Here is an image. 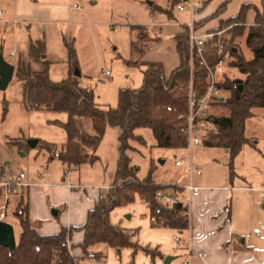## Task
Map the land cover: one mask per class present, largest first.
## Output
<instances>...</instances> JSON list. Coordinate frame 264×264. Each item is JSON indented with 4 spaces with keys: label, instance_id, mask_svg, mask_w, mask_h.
Returning a JSON list of instances; mask_svg holds the SVG:
<instances>
[{
    "label": "rangeland",
    "instance_id": "rangeland-1",
    "mask_svg": "<svg viewBox=\"0 0 264 264\" xmlns=\"http://www.w3.org/2000/svg\"><path fill=\"white\" fill-rule=\"evenodd\" d=\"M35 1L53 2L58 5V11L52 14L50 20L35 22L36 19H31V21L23 22L9 19L10 21L6 24L1 23L0 54L12 65H15L17 60H21L25 65H29L32 71H40L42 65L29 58L28 45L30 41L43 40L45 44L43 58L48 63L49 79L59 82L77 70L80 74L77 77L78 84L93 90L95 102L101 108L116 107L117 96L121 89H137L142 85L141 63H161L166 75L178 65V56L173 50V41L170 36L176 34L189 22L188 12H179L173 4L174 1H178L177 4L181 3V0ZM195 1L210 2V5L218 2V0ZM218 3L220 4L213 14L222 3L228 5L231 1L219 0ZM0 10L4 11V6L0 5ZM25 10L32 15L31 18L38 14L36 8L27 7ZM260 10L262 12L263 8ZM224 13L229 14V11L221 14ZM196 14L197 12L193 17L194 20ZM219 17L220 14L206 23L214 21L212 23L214 24ZM218 21L221 22L220 18ZM222 34L221 32L216 38L221 37ZM239 42L241 45L239 49L244 51L246 57H249V51L243 45L244 38ZM66 43L74 49L76 67L71 66L68 60ZM132 43H136L139 49H142V53L136 52L132 48ZM12 52L15 57L9 58ZM228 63L227 60H222V63L217 66L214 72L215 80L243 79V76ZM228 96L229 93L226 92L224 98ZM219 97H222V93ZM22 98V83L13 76L7 88L0 90V169L11 177H16L23 172L28 179L33 177L34 180L53 184L75 183L79 178L80 183L85 185L86 191L100 187V193L105 196L107 189L104 187L107 186L104 184H107L115 172L112 155L117 139H112V135L107 137L106 144L102 148L105 158L98 157L93 164L69 168L57 158H51L41 146V143L60 145L65 142V133L52 122L55 120L65 122L66 115L27 110L22 104ZM212 111L216 115L228 114L223 107L218 109L210 107L209 113ZM198 134H202L199 126ZM140 135L145 145L132 141L130 145L133 151L127 152L131 164L136 168V177L139 180L147 177L151 163L154 164L155 178H169L175 171L176 159L186 160L188 157L189 151L176 152L153 146L154 139L149 129H140ZM35 140L40 143L31 147L30 142ZM118 148V146L115 147L117 159ZM175 155L176 158H174ZM189 155L193 166L201 170L200 176L192 175V185L204 183L227 186L230 184L228 155L222 148L209 147L200 143L191 148ZM159 161L164 163L160 164ZM43 170L45 175L39 179L37 174ZM103 181L104 184H102ZM179 181L182 182L180 179ZM258 196L260 197V194L254 192L244 194L234 191L227 202L231 213L243 216L247 211L245 200L251 203V209H258L259 203L255 199ZM1 198L2 196L0 200ZM15 199H17L16 196L10 198L4 222L13 227L17 241L19 227L14 217ZM67 204L65 203V206ZM263 205L262 200L260 209H263ZM57 210L62 212L64 206ZM151 216L149 209L135 198L132 204L116 208L110 215V222L134 234L133 240L138 245L157 248L161 257L150 258L141 251L133 255L129 248L116 251L100 244L93 250L103 255L101 261L89 258L80 264L100 262L102 264H164L166 257L175 258L170 264H183L182 249L189 244L187 231L180 234L168 226L154 225L150 221ZM160 218L163 225L168 224L165 217ZM175 237L180 241H174Z\"/></svg>",
    "mask_w": 264,
    "mask_h": 264
},
{
    "label": "trees",
    "instance_id": "trees-1",
    "mask_svg": "<svg viewBox=\"0 0 264 264\" xmlns=\"http://www.w3.org/2000/svg\"><path fill=\"white\" fill-rule=\"evenodd\" d=\"M204 4L202 2L201 7ZM225 5L222 4L215 14L201 22L193 20L194 29L198 31L204 23L221 14ZM250 10L255 12V20L253 25L247 26L246 15ZM220 32L223 33L221 37H215L203 47L201 57L193 53L190 71L188 32L186 25L183 26L182 32L173 37L178 66L166 75L161 63H141L142 85L137 89H121L114 108L98 106L93 90L81 87L73 74L59 82L51 81L48 63L43 58V40L30 41L29 58L40 63L42 70L32 71L23 62L15 65L13 76L22 83V104L27 110L66 115L65 122H52L65 133V142L60 145L41 143L42 148L51 158H57L69 168L93 164L98 160L96 151L106 128L112 127L120 130L119 157L113 184L103 198H97L80 227H61L55 234L40 233L39 225L29 220L25 198L21 194L17 195L14 217L18 223L19 236L12 252L0 246V264H80L89 258L101 261L103 255L93 250L100 244L116 251L129 248L133 255L141 251L150 258L161 257L157 248L138 245L133 240L134 234L110 222V215L116 208L132 204L138 198L149 209L151 217H165L167 226L178 232L187 228V219L181 215L183 208L180 203L171 210L157 204L155 193L166 186L152 181L154 164H150L146 178L139 180L136 177V168L131 165L127 152L133 151L130 142L145 145V141L135 135V131L149 129L157 148L184 151L187 138L181 133V128L186 124L189 80L191 78L192 88L198 97L203 96L209 87V71L214 73L219 61L227 60L228 65L235 68L243 79L225 78L216 81V87L228 92L229 96L222 101H215L211 107H223L228 114L216 115L212 111L205 118L198 119L197 124L203 144L227 150L229 179L232 180L233 161L245 141V122L252 109L264 108V10L260 12L253 5H242L236 16L221 21L216 30L207 33ZM242 38L249 57L239 49V40ZM217 43L223 46L220 56L212 46ZM66 48L71 66L76 67L73 47L66 43ZM132 48L142 53L136 43H132ZM167 107L171 111H167ZM175 115L182 116L183 120H176ZM4 179L6 174L0 169V182ZM226 211L229 213V204L226 205ZM77 232L82 234V239L72 244L71 237Z\"/></svg>",
    "mask_w": 264,
    "mask_h": 264
},
{
    "label": "crops",
    "instance_id": "crops-1",
    "mask_svg": "<svg viewBox=\"0 0 264 264\" xmlns=\"http://www.w3.org/2000/svg\"><path fill=\"white\" fill-rule=\"evenodd\" d=\"M228 1H231L228 5L222 3L226 4L222 12L229 11V14H220L221 21H227L236 16L241 6L245 4L253 5L259 11H261L260 8L264 10V0ZM218 2L212 5H210V2H205L204 6L197 11L195 22H201L210 17L220 4ZM0 5L4 6V11L0 10V24H6L10 21L9 19H17L23 22L31 21V19H36L35 22L50 20L52 14L58 11V5L53 2L40 3L35 0H0ZM27 7L36 8L37 16L31 18L32 15L25 10ZM219 18L214 24H212L214 21L204 23L198 29V33L216 30L219 26L217 23L220 22L218 21ZM254 20L255 12L253 10L248 11L246 25H253ZM181 32L182 28L176 34L170 36V39L173 41V37ZM173 50L175 51L174 42ZM14 57L15 55L12 52L9 58ZM18 62L22 61L17 60ZM221 93L222 97L220 99L223 100L226 92ZM250 113V117L245 122L244 144L233 161L234 177L232 180L229 179L230 184L227 186L194 184V186L200 188V193L198 196L192 197L186 206L189 211V220L185 231H187L189 244L182 249L183 263L264 264V205L263 209H260V204L262 200L264 201V108H254ZM111 135L112 139H117L112 155L116 172L118 159L116 158L115 147H119L118 137L120 135L118 128H106L96 155L99 158L104 156L102 148L106 144L107 137ZM135 135L141 136L140 129L135 131ZM152 144L156 146L155 140ZM223 150L227 154V150ZM174 158H176V155ZM174 166L175 171L169 178L159 179L155 178L153 174L152 181L155 184L172 188L177 195L178 202L183 204L188 199V194L183 189V186L188 183L187 171L183 165L176 166L174 163ZM115 172L107 184H104V181L102 182L104 186L109 187L112 184ZM8 176L9 174H6V177ZM37 180H34L33 177L28 179L26 176L27 183L33 185L22 188L19 194L23 195L27 203L29 220L33 224L39 225V231L42 234H55L61 227L67 229L69 227H80L85 222L87 213L93 208L98 196L102 195L100 187L86 191L85 185L80 183L79 178L75 183L68 182L66 184L63 182L62 184H53ZM190 182H193L192 179ZM234 191L244 194L250 192L260 194V197L255 198L256 202L259 203L258 209H251V203L245 200L247 211L244 212L243 216L231 213L230 207L228 213L226 205ZM65 203H68L67 206H65ZM63 206L64 210L59 212L57 209H61ZM156 220L159 224L154 225L167 226L162 224L160 217ZM81 239V233H74L71 237V243H78Z\"/></svg>",
    "mask_w": 264,
    "mask_h": 264
},
{
    "label": "built area",
    "instance_id": "built-area-1",
    "mask_svg": "<svg viewBox=\"0 0 264 264\" xmlns=\"http://www.w3.org/2000/svg\"><path fill=\"white\" fill-rule=\"evenodd\" d=\"M202 2L195 0H181V3L176 4L175 8L179 12L187 11L189 14V22L186 24L187 32H188V43H189V62H190V71L192 65V56L193 53H197L201 57V51L203 47L211 43L213 39L220 33H198L194 29L193 20L195 13L201 8ZM216 48L217 55H222L223 46L220 43L212 45ZM222 61H219L218 65H220ZM107 74V73H106ZM216 80L214 78V73L209 71V87L207 92L198 97L197 93L192 88L191 78L189 80L188 87V112L185 118L186 124L181 128V133L187 138V147L185 151L191 152V148L193 146L199 145L201 142V137L198 134V124L197 120L205 118L210 111L211 104L215 101H220L219 97L221 95V90L218 89L215 85ZM167 111H171L169 107L166 108ZM174 118L178 121L183 120L182 116L175 115ZM186 160L178 159L175 161L176 166H185L188 176V183L183 186V189L188 194V199L186 202L182 204L183 211L181 215L189 220V211L186 207L190 199L192 197L198 196L200 193V188L192 185L190 182L193 174L196 176L201 175V170L197 167L193 166L190 155ZM45 174V170L39 172L37 174L38 178H41ZM33 184H29L26 181V175L23 172H20L16 177L8 176L6 179L0 182V187L2 188V198L0 200V221L4 222L6 220V212L8 210L9 202L11 197H15L19 194L20 190L24 187H30ZM173 187V186H172ZM105 189H109V187H104ZM103 195H99L98 198H103ZM155 200L157 204L168 210H171L175 205L179 204L177 200V195L173 191L172 188L166 187L163 189H159L155 193ZM150 221L153 224H157L158 220L155 217H151ZM163 223V222H162ZM174 241L179 242L178 238H174ZM68 242V240H67ZM184 262L183 264H186ZM101 264V263H97Z\"/></svg>",
    "mask_w": 264,
    "mask_h": 264
},
{
    "label": "water",
    "instance_id": "water-1",
    "mask_svg": "<svg viewBox=\"0 0 264 264\" xmlns=\"http://www.w3.org/2000/svg\"><path fill=\"white\" fill-rule=\"evenodd\" d=\"M15 71V66L8 63L3 56L0 54V90H5L8 84L11 82ZM73 75L79 77L80 74L77 70L74 71ZM222 101V99H220ZM38 141H31L30 146L35 147ZM162 164V161H159ZM0 246L8 249L12 252L16 247V239L14 236L13 227L7 223L0 221ZM174 257H166L164 264H170Z\"/></svg>",
    "mask_w": 264,
    "mask_h": 264
}]
</instances>
